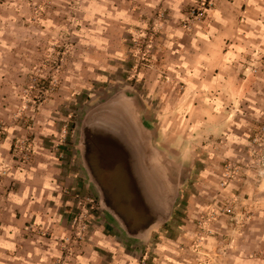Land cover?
I'll return each mask as SVG.
<instances>
[{"label": "rangeland", "instance_id": "374dc122", "mask_svg": "<svg viewBox=\"0 0 264 264\" xmlns=\"http://www.w3.org/2000/svg\"><path fill=\"white\" fill-rule=\"evenodd\" d=\"M203 2L209 0L174 14L163 3L147 7L141 0H0V230L11 226L1 215L12 200L31 202L35 215L19 234L36 262L155 264L161 247L178 238L187 196L202 181L212 188L202 190L209 207L198 243L211 237L207 245L225 244L228 251L239 236L251 239L254 218L264 219V94L251 97L261 109L238 113L243 126L233 141L206 137V152L189 157L194 170L187 189L170 197L176 220L164 204V220L140 236L111 209L103 180L92 172L99 164L88 158L90 147L108 136L105 128L121 127L120 120L134 128V101L140 118L159 115L162 125L167 87L184 85L168 51L198 23L189 15ZM176 102L167 113L178 110L171 107ZM208 253L201 264H210ZM259 254L264 257V242Z\"/></svg>", "mask_w": 264, "mask_h": 264}, {"label": "crops", "instance_id": "0c3cea01", "mask_svg": "<svg viewBox=\"0 0 264 264\" xmlns=\"http://www.w3.org/2000/svg\"><path fill=\"white\" fill-rule=\"evenodd\" d=\"M141 1L147 7L163 3L174 14H181L196 0ZM177 37L176 46L168 51V59L175 62V71L184 83L182 90L178 85L167 87V100L164 97L159 105L166 113L161 126L156 124L161 119L159 115L149 116L150 121L140 118V107L134 101L132 128L137 150L134 171L142 170L144 194L155 189L159 199L156 203L168 206L169 220L178 217L176 201L172 202L170 197L187 189L186 181L194 170L189 157L195 152H206L203 148L206 137L214 141L226 137L225 140L233 141L243 126L238 113L244 109H261V102H252L251 97L264 94V0H218L206 18ZM172 101L176 103L171 107L178 110L167 113ZM172 126L183 128L170 133ZM198 144L202 146L199 151ZM207 167L206 172L213 171L210 161ZM208 184L212 185L202 181L200 191L187 196L190 208L186 217L180 219L183 224L178 238L171 245L159 248L162 257L155 264H199L206 252H211L213 257L211 262L208 260L210 264H264V257L257 255L262 252L264 242V219L259 216L251 223L248 232L251 239L241 241L239 236L228 251L224 250L225 244L218 249L217 244L207 245L211 237L207 243H198V224L207 220L209 205L203 187L212 188L205 186ZM30 203L12 200L1 215L11 226L0 230V264H44L34 260L33 249L23 250L25 240L19 234V228L35 215ZM223 231L221 228L217 232L222 235ZM217 238L212 240L216 242Z\"/></svg>", "mask_w": 264, "mask_h": 264}, {"label": "water", "instance_id": "95a60500", "mask_svg": "<svg viewBox=\"0 0 264 264\" xmlns=\"http://www.w3.org/2000/svg\"><path fill=\"white\" fill-rule=\"evenodd\" d=\"M120 122V130L117 127L104 129L108 136L94 141L88 150V158L95 156L96 165L99 164L92 172L103 180L102 192L107 196V203L130 232L140 236L150 226L164 220L165 206L156 203L159 199L155 189L144 194L142 170L134 171V151H137L134 135L126 122ZM90 164L93 168L94 164Z\"/></svg>", "mask_w": 264, "mask_h": 264}, {"label": "built area", "instance_id": "2783aa9c", "mask_svg": "<svg viewBox=\"0 0 264 264\" xmlns=\"http://www.w3.org/2000/svg\"><path fill=\"white\" fill-rule=\"evenodd\" d=\"M214 1L215 0H209V2L207 4L205 2H203L202 3V7L195 8V9L191 10L189 18H190V20H192V23L202 21L205 18V14L207 12V8L212 6ZM228 212H231V210H228ZM200 225L202 226L203 222L200 223Z\"/></svg>", "mask_w": 264, "mask_h": 264}, {"label": "bare ground", "instance_id": "6f19581e", "mask_svg": "<svg viewBox=\"0 0 264 264\" xmlns=\"http://www.w3.org/2000/svg\"><path fill=\"white\" fill-rule=\"evenodd\" d=\"M142 138L144 140V142H147V139L142 135Z\"/></svg>", "mask_w": 264, "mask_h": 264}]
</instances>
